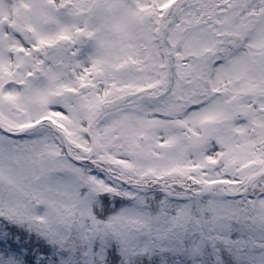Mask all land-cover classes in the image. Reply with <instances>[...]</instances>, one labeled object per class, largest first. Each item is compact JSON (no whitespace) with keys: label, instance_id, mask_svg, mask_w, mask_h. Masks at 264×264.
Returning <instances> with one entry per match:
<instances>
[{"label":"snow or ice","instance_id":"obj_1","mask_svg":"<svg viewBox=\"0 0 264 264\" xmlns=\"http://www.w3.org/2000/svg\"><path fill=\"white\" fill-rule=\"evenodd\" d=\"M0 264H264V0H0Z\"/></svg>","mask_w":264,"mask_h":264}]
</instances>
